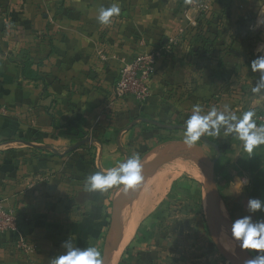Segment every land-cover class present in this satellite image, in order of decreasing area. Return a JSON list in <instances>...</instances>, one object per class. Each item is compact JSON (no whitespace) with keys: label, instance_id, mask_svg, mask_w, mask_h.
Returning a JSON list of instances; mask_svg holds the SVG:
<instances>
[{"label":"crops","instance_id":"1","mask_svg":"<svg viewBox=\"0 0 264 264\" xmlns=\"http://www.w3.org/2000/svg\"><path fill=\"white\" fill-rule=\"evenodd\" d=\"M192 1L0 0V199L16 210L19 236L30 246L19 249L18 235H0V264H52L66 254L62 245L69 240L96 247L103 258L111 247L105 264H175L163 261L171 252L160 235L156 241L149 233L162 224V207L183 180L169 175L177 165L167 167L184 153L176 134L184 127L173 126L184 125L197 104L201 115L224 105L237 115L264 114V91L251 92L260 72L250 67L264 55L258 51L264 46L263 0H208L204 13ZM113 3L119 16L101 25L99 8ZM194 20L203 32L192 28ZM143 38L167 49L152 96L145 102L119 98L122 60L140 51ZM28 59L38 80L23 75ZM170 130V139L155 140ZM229 138L240 148L246 174L237 188L250 186L249 195L264 200V158L249 165L252 156H264V145L249 154L239 139ZM135 153L145 165L138 189L88 191L87 176ZM197 178L208 186L207 176ZM220 213L224 221L213 216L231 235L225 223L231 221L221 207ZM233 241L238 263L245 264L251 257Z\"/></svg>","mask_w":264,"mask_h":264},{"label":"rangeland","instance_id":"2","mask_svg":"<svg viewBox=\"0 0 264 264\" xmlns=\"http://www.w3.org/2000/svg\"><path fill=\"white\" fill-rule=\"evenodd\" d=\"M192 28L197 33L203 32L198 24ZM171 134L175 133L172 130L159 131L155 140L170 139ZM176 134L182 140L184 139V132ZM218 139L225 149L215 163L214 159L218 156L217 149L201 139L192 150L184 146L183 155L169 162L167 166L171 170L177 165L173 168L174 173H169V175L171 177L181 176L183 180L179 182L162 207L164 216L162 224L151 226L149 232L156 241H158L157 236L160 235L159 237L163 239L161 246L165 245L164 247H168L171 252L167 258L163 259L164 262L175 264L238 263L237 255L233 258L235 263L220 250L214 239L211 228L212 217L214 221L218 222V220L212 214L211 204L206 194L207 186H204L203 182L197 178V175L202 174L205 178L207 176L208 180L210 178L217 206L223 205L226 208V216L231 223L237 216L248 214L247 204L243 199L253 198V194L249 195L250 186H245L240 191L237 188L239 187L238 178L246 176L245 169L240 163V148L238 145L231 147L232 139L230 140L229 136H224L223 133ZM263 158V155L259 156L260 160L252 156V163L249 161L248 163L249 165L258 161L263 163ZM259 188L262 189V187ZM232 212L236 217H232ZM253 218L254 220L264 218V211L255 213ZM231 241L234 244L232 239Z\"/></svg>","mask_w":264,"mask_h":264},{"label":"clouds","instance_id":"3","mask_svg":"<svg viewBox=\"0 0 264 264\" xmlns=\"http://www.w3.org/2000/svg\"><path fill=\"white\" fill-rule=\"evenodd\" d=\"M264 10V9H262ZM120 6L113 3L110 7H100L96 16L101 25L112 23L114 16H119ZM258 51H264V46ZM252 72H260V77L251 92L253 95L264 91V55L258 56L251 63ZM194 114L184 122L183 145L194 149L198 142L205 137L219 138L234 136L242 142L243 150L252 154L260 146L264 145V125L258 124L256 112L248 110L240 115L234 111L229 113L230 106L224 105V110L212 107L206 115L200 114V105H194ZM145 165L138 153L113 167L107 172L97 171L86 177L85 186L90 192L106 193L114 186H123V191H135L145 181ZM245 182L241 181V188ZM221 211L227 215L226 208L221 205ZM248 214L237 217L231 224V238L238 242L240 250L247 252L252 258L245 264H264V218L254 220L253 215L264 211V200L250 198L246 205ZM66 254L55 257L52 264H104V258L100 250L94 246L81 248L73 246L71 240L63 245Z\"/></svg>","mask_w":264,"mask_h":264},{"label":"built area","instance_id":"4","mask_svg":"<svg viewBox=\"0 0 264 264\" xmlns=\"http://www.w3.org/2000/svg\"><path fill=\"white\" fill-rule=\"evenodd\" d=\"M191 7L197 13H204L210 8L208 0H194ZM196 20L192 21V27L197 26ZM140 51L131 57L122 60L119 80L115 87V93L119 98L135 97L140 102L147 101L152 96L151 82L158 70V62L164 56L167 49L163 46L150 47L146 39L138 42ZM258 122L264 124V114L256 117ZM20 234L18 214L14 208L7 207L0 199V235ZM17 247L22 250L30 249L25 239L19 236Z\"/></svg>","mask_w":264,"mask_h":264},{"label":"bare ground","instance_id":"5","mask_svg":"<svg viewBox=\"0 0 264 264\" xmlns=\"http://www.w3.org/2000/svg\"><path fill=\"white\" fill-rule=\"evenodd\" d=\"M207 183V182H206ZM205 183V184H206ZM206 186V185H205ZM134 225V221L131 220L130 222V229L127 233V235L125 236L124 241L122 242V246L121 249L123 248V246H125L126 242L129 240L130 236H131V232H132V226ZM212 225V226H211ZM211 228H213V233L215 235L214 238H216L218 244L221 246V248L223 249L222 251H224V253H226L228 256L234 258L235 255H237V244L234 242V244L231 241V235L228 233V231L222 226V224L216 222L213 220L212 217V224H211ZM118 259V257H117ZM115 261V259H114ZM116 263V261H115ZM114 263V264H115Z\"/></svg>","mask_w":264,"mask_h":264},{"label":"water","instance_id":"6","mask_svg":"<svg viewBox=\"0 0 264 264\" xmlns=\"http://www.w3.org/2000/svg\"><path fill=\"white\" fill-rule=\"evenodd\" d=\"M162 1H167V0H162ZM173 127H175V128L178 127L179 128V127H184V125L179 124V125H174ZM202 140L204 142L212 145L213 147H215L217 149L218 156L214 159V163H215L219 159L220 155L222 154V151H221L220 147L217 144H215L214 142H212L211 140H209L207 137L202 138ZM212 187H213L212 186V182H211V180L209 178L208 186H207V189H206V194H207V197H208L209 202L211 204L212 213H213V215H215L216 217H218L219 219L224 221V219H223V217H222V215L220 213V207L217 206V200H216V198H215V196H214V194L212 192V190H213ZM225 223H226V225H228L231 228V224L232 223H227V222H225ZM110 252H111V247H107V249L105 251V255H104V264L106 263Z\"/></svg>","mask_w":264,"mask_h":264},{"label":"trees","instance_id":"7","mask_svg":"<svg viewBox=\"0 0 264 264\" xmlns=\"http://www.w3.org/2000/svg\"><path fill=\"white\" fill-rule=\"evenodd\" d=\"M32 66H33V62L31 60L28 59L24 61L23 69H22L23 75L28 79L38 80L40 78V75L32 68ZM207 138L211 140L212 142H214L215 144H217L220 147L221 151H224L225 148L221 145L220 140L218 138H215V139L213 137H207ZM232 217L233 218L236 217L233 214V212H232Z\"/></svg>","mask_w":264,"mask_h":264}]
</instances>
